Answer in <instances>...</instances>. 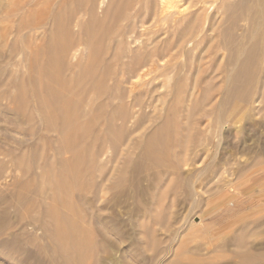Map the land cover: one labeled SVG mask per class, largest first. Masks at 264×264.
Returning <instances> with one entry per match:
<instances>
[{
	"label": "rangeland",
	"instance_id": "1",
	"mask_svg": "<svg viewBox=\"0 0 264 264\" xmlns=\"http://www.w3.org/2000/svg\"><path fill=\"white\" fill-rule=\"evenodd\" d=\"M158 1L0 0V264H76L64 232L94 235L83 264H264V0H200L182 40Z\"/></svg>",
	"mask_w": 264,
	"mask_h": 264
},
{
	"label": "bare ground",
	"instance_id": "2",
	"mask_svg": "<svg viewBox=\"0 0 264 264\" xmlns=\"http://www.w3.org/2000/svg\"><path fill=\"white\" fill-rule=\"evenodd\" d=\"M200 0H189L188 1V3H187V1L186 0H159L158 2V7L157 8H155L154 10H153V12L151 13V11L152 10H149L148 8V11L150 12L149 14H148V17L150 18V19H152V20H155L154 21V23H152V24H155V26H156V24L158 25L159 23H167L168 21H171V27L173 28V27H176L177 28V34L178 35H176V36H178V38L180 39V40H182L183 38H182V36H185V34L186 33H188L187 31L189 30V29H191L192 27H189L188 25L189 24H187V26H183L182 25V21H183V19L187 16V13H190L189 12V8H190V6H192V5H195L196 3H198ZM245 1V0H244ZM201 2H202V0H201ZM142 3V2H141ZM144 3H146V2H144ZM245 3H246V1H245ZM245 3L243 2V1H239V2H237L236 4H234V6L236 5V6H242V5H245ZM132 4V3H131ZM147 4H148V2H147ZM146 4V5H147ZM247 5H248V1H247V3H246ZM132 5H134V4H132ZM141 5H143L144 6V8H141ZM140 5V9H137V8H135V6L133 7V16L132 17H130L129 15H128V19H127V21L129 22V17L130 18H133V17H136V15H139V13H141L142 11H141V9L143 10V11H147V9L145 10V5L144 4H141ZM258 5V4H257ZM260 5V4H259ZM258 5V6H259ZM116 6V5H115ZM228 6V5H227ZM262 6V5H261ZM131 7V8H132ZM230 7H233V6H231L230 5ZM128 8V7H127ZM201 8H203V7H201ZM228 8H229V6H228ZM227 8V9H228ZM129 9V8H128ZM151 9V8H150ZM125 10V9H124ZM130 10V9H129ZM126 12V11H125ZM124 14V13H123ZM196 15V14H195ZM198 16V15H197ZM118 17V16H117ZM255 19V18H254ZM258 20V19H257ZM193 21V20H192ZM192 21H191V24H192ZM254 21V20H253ZM142 23L140 24V25H144V19L141 21ZM255 22V21H254ZM170 23V22H169ZM205 23V22H204ZM203 23V24H204ZM117 24V23H116ZM151 24V25H152ZM161 24H159V25H161ZM194 24V23H193ZM255 24H256V26L258 25L256 22H255ZM115 25V24H114ZM170 25V24H169ZM169 25L167 26L168 27V29H170V27H169ZM185 25V24H184ZM153 26V25H152ZM154 26V27H155ZM193 26V25H192ZM201 26H202V24H201ZM33 27V26H32ZM151 27V26H150ZM161 27V26H160ZM193 27H195V26H193ZM112 28V27H111ZM212 28V27H211ZM112 29H114V28H112ZM131 29V28H130ZM156 29V28H155ZM165 29V28H164ZM163 29V31H165ZM168 29H166V30H168ZM116 30V29H115ZM157 30V29H156ZM113 31V30H112ZM129 31V30H128ZM159 31V30H158ZM200 31V30H199ZM212 31V30H211ZM201 32V31H200ZM173 33V32H172ZM120 34V33H119ZM200 34V33H199ZM172 35V34H171ZM188 35V34H187ZM193 35H194V33H193ZM198 35V34H197ZM209 35H211V34H209ZM199 36V35H198ZM198 36H195V37H198ZM200 36H203V35H200ZM166 37V36H165ZM210 37V36H209ZM167 38L168 37H166V41H168L169 39H171V37H169V39L167 40ZM172 38H173V36H172ZM214 38V37H213ZM174 39V38H173ZM172 39V40H173ZM202 37L200 38H198L196 41H193V42H195V44H196V46L202 41ZM148 40V39H147ZM177 40L178 39H176V42H177ZM192 40V39H191ZM149 41H150V39H149ZM174 41V40H173ZM214 41V40H213ZM222 41H224V40H222ZM220 39H217V42L216 41H214V43L216 42V46L217 47H221L222 45H221V42H222ZM160 42V41H159ZM158 42V43H159ZM178 42H179V40H178ZM211 43V42H210ZM224 43V42H223ZM225 43L227 44V42L225 41ZM161 44V43H160ZM176 44V43H175ZM174 44V42H172L171 40H170V42H167V44H165L163 47H162V45H161V47L162 48H158L156 45H154V43H153V45H150V43L149 44H147L146 45V47H144V51H142L143 53L141 54V53H139V54H135V56H133V61L132 62H130L131 63V65H133L132 67V69L130 68V66H129V70L130 71H128V76H127V79H128V82H129V87L127 88V89H129V92H133L134 91V89H137V87L139 86V85H141V84H143V83H146L147 81H148V79H146L147 77H149V74L151 75L153 72H152V70L154 71V70H157V68H159V63L158 62H160V60H163V59H165V57H169V59H165L166 60V62H165V64H162V66H165L167 63H169V61H170V56H172V51H174L173 50V48L175 47V46H179V44L178 45H175ZM227 46V45H226ZM65 48V47H64ZM69 48V47H68ZM67 50V49H66ZM60 52V51H59ZM205 57V56H204ZM206 59V58H205ZM131 60H132V58H131ZM199 60V59H198ZM47 63V62H46ZM130 63L128 62V65H130ZM55 64H56V62H55ZM244 64V63H243ZM57 65V64H56ZM247 66V67H246ZM161 67V66H160ZM244 67L245 68H247L248 69V64H244ZM240 68H243V67H240ZM238 70H239V68H238ZM238 70H236L235 71V76H239V71ZM241 71H244V69H240V73H241ZM150 72H152V73H150ZM123 74V73H122ZM124 75V74H123ZM245 75V74H244ZM251 75V74H250ZM250 75H246V81H245V85H244V88H242V90H239V92H238V95L239 96H241L242 98L243 97H245V95H246V92H247V89L249 88L248 87V82H249V80H250V78H251V76ZM122 76V75H121ZM125 76V77H126ZM155 76V75H154ZM123 77V76H122ZM124 77V78H125ZM242 77H243V75H242ZM154 78V77H153ZM121 80H122V78H121ZM51 81H53V82H58L59 81V77H58V75H56V76H54V77H52V79H51ZM127 81V80H126ZM243 81V80H242ZM244 82V81H243ZM149 83V82H148ZM2 84V83H1ZM46 86V85H45ZM102 88H104V87H102ZM8 93H9V90H3V92H2V94H1V96H0V102H1V107H2V109H4L3 111H5V112H8V110L7 109H9V106L12 104V103H9V95H8ZM11 94V93H10ZM100 94V93H99ZM98 94V95H99ZM130 94V93H129ZM95 95V94H94ZM97 95V94H96ZM97 95V96H98ZM135 95V94H134ZM96 96V97H97ZM53 97H55L54 96V94H53ZM53 97H51V100H53L54 101V98ZM136 100V99H135ZM137 101V100H136ZM1 109V110H2ZM4 112V113H5ZM20 112V111H19ZM22 112H23V110H22ZM21 112V113H22ZM55 113H56V115L58 114V112L57 111H55ZM55 113H54V115H55ZM114 116V115H113ZM5 117V116H4ZM7 117V116H6ZM119 117V116H118ZM7 120H8V118H7ZM7 130V129H6ZM2 155H5V154H3V152L1 153ZM4 159V158H3ZM8 159V158H7ZM6 159V160H7ZM5 159L4 160H2L3 162L4 161H6ZM1 162V161H0ZM5 164V163H4ZM8 164V163H7ZM3 165V164H2ZM2 172V171H1ZM5 231V230H4ZM246 232V231H245ZM62 233V232H61ZM80 234L81 236H79V235H76V234ZM74 232V234H70L72 237H70L68 234H67V232L65 233L64 232V234H62L61 235V237H57V239L56 240H58V242H59V248H64V249H60V251H59V249H58V252L60 253L61 251H65V252H63L64 254V256H62V252L59 254V255H61V258H60V260H59V262L60 263H67V262H75L76 264H83L84 262H86L85 261V259L88 257L89 258V254L90 255H92L93 254V250L94 249H96L97 247V245H96V243H94V242H96V241H94V235L92 234V232ZM83 233V234H82ZM101 233V232H100ZM206 234V233H205ZM248 234V233H247ZM60 235V234H59ZM73 235H75V236H73ZM147 235V234H146ZM184 235V234H183ZM99 236V235H98ZM174 236V235H173ZM212 238L213 237H217L218 236V234H217V232H214V233H211V235H210ZM177 237V236H176ZM176 237H174V239L176 238ZM122 239V238H121ZM172 239V238H171ZM164 240V239H163ZM176 240V239H175ZM151 247H152V251L153 252H155V254L157 255V253H159V247H160V245L162 244V242H161V240L160 239H157V238H155V236L153 237V239H151ZM214 241V240H213ZM64 242L65 243H69V246H71V247H69V246H67V247H69V248H67V247H64ZM181 242V241H180ZM221 242V241H220ZM170 243V242H169ZM224 243V242H223ZM227 243V242H226ZM239 243H240V247H241V249H243V250H246V245H244V246H242L243 244H244V242L242 241V239L240 238V240H239ZM209 244V243H208ZM207 244V245H208ZM233 244V243H232ZM231 244V245H232ZM235 244V243H234ZM66 245H68V244H66ZM65 245V246H66ZM165 245V244H164ZM211 245H212V243H211ZM102 246V245H101ZM210 245H208L207 246V249L209 248L210 249V247H209ZM229 247H230V245H229ZM228 247V248H229ZM237 247V246H236ZM247 247H249V246H247ZM66 248V249H65ZM134 248V247H133ZM217 248H219L218 246H217ZM101 249V248H100ZM151 249V248H150ZM169 249H170V246H166V247H164V250L162 249V252H160L161 253V255L163 254V255H165L167 252H169ZM182 249V248H181ZM191 249H193V247H191ZM98 250V249H97ZM107 250V249H106ZM109 250V249H108ZM199 250V249H198ZM214 250V249H213ZM249 250V249H248ZM90 251V252H89ZM96 251V250H95ZM103 251V250H102ZM177 252H179L178 251V249H177ZM226 252V251H225ZM66 254V255H65ZM94 254H96V253H94ZM98 254V253H97ZM139 254V253H138ZM155 254H154V256H155ZM222 255L223 254H225L224 252L223 253H221ZM140 255V254H139ZM228 255V254H227ZM93 256H95V255H93ZM159 256V255H158ZM92 257V256H91ZM97 257V256H96ZM95 257V258H96ZM151 257H153V254H152V256ZM87 258V259H88ZM94 258V257H93ZM108 258V257H107ZM155 258H156V256H155ZM86 259V260H87ZM253 259V258H252ZM226 260V259H225ZM88 261V260H87ZM141 261V260H140ZM248 259H247V263H248ZM89 262V261H88ZM121 263V262H120ZM228 263V262H227ZM95 264H96V261H95ZM118 264V263H117ZM137 264V263H136Z\"/></svg>",
	"mask_w": 264,
	"mask_h": 264
}]
</instances>
